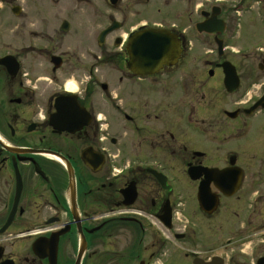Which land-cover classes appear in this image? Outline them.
Listing matches in <instances>:
<instances>
[{
  "label": "flooded vegetation",
  "instance_id": "af4514ba",
  "mask_svg": "<svg viewBox=\"0 0 264 264\" xmlns=\"http://www.w3.org/2000/svg\"><path fill=\"white\" fill-rule=\"evenodd\" d=\"M232 1L133 28L181 49L140 75L127 37L28 56L25 1L0 0V264H264V0Z\"/></svg>",
  "mask_w": 264,
  "mask_h": 264
},
{
  "label": "rangeland",
  "instance_id": "374dc122",
  "mask_svg": "<svg viewBox=\"0 0 264 264\" xmlns=\"http://www.w3.org/2000/svg\"><path fill=\"white\" fill-rule=\"evenodd\" d=\"M24 1L26 16L22 21L25 23L26 36L22 37L21 45L27 48L26 54L39 56V47H41L43 56L61 55L69 62H74L73 57H78L86 62V66L89 65L88 60L93 61L92 57L98 55L99 48L120 49L112 43L113 38L126 39L131 30L139 24L164 25L174 9L196 8L200 5L204 9H209L212 6H221L222 3L224 7L235 3L232 0H150L147 3L144 0H120L112 7L107 0ZM237 18H241L242 21L240 29L236 31V37L231 41V46L235 51L240 50L241 53L238 55H241L251 48L254 50L258 42L253 44L243 37L246 29L245 16ZM111 19L119 21L122 26L107 37L106 43L100 47L96 42L97 36L110 25ZM63 20L69 23L67 31L60 30ZM62 71L69 72L70 69L64 65ZM73 75L75 77L76 73ZM192 220L194 221L193 218ZM197 220L196 217V223ZM176 263L178 262L173 261V264Z\"/></svg>",
  "mask_w": 264,
  "mask_h": 264
},
{
  "label": "water",
  "instance_id": "95a60500",
  "mask_svg": "<svg viewBox=\"0 0 264 264\" xmlns=\"http://www.w3.org/2000/svg\"><path fill=\"white\" fill-rule=\"evenodd\" d=\"M110 2L115 4L116 1L110 0ZM214 12L215 8L213 9V14ZM119 27L120 24L114 21L109 28L103 30L100 33L98 37V43L102 44L105 40V36L112 30H116ZM62 29L68 30L67 22L63 23ZM198 30L208 33L212 32L208 21L199 24ZM221 48L222 45L220 43L219 49ZM180 50L181 49L176 36L170 31L157 28H141L131 33L128 37V41L126 43V52L128 55L126 66L133 73L140 75L150 74L158 71L159 68H161V66L164 64L170 65L174 63L179 56ZM54 63L55 66H58L59 59L54 58ZM223 67L224 71L228 74V78L230 79L229 73H235L233 66H231L229 63H224ZM211 207L212 206L202 207V209L210 212ZM9 222L10 218L0 229V233L8 226Z\"/></svg>",
  "mask_w": 264,
  "mask_h": 264
},
{
  "label": "bare ground",
  "instance_id": "6f19581e",
  "mask_svg": "<svg viewBox=\"0 0 264 264\" xmlns=\"http://www.w3.org/2000/svg\"><path fill=\"white\" fill-rule=\"evenodd\" d=\"M69 87H73V85L72 84H70V86ZM52 157V156H51Z\"/></svg>",
  "mask_w": 264,
  "mask_h": 264
}]
</instances>
